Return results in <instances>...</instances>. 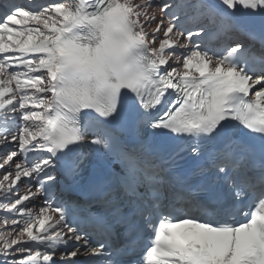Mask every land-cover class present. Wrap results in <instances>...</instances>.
Masks as SVG:
<instances>
[{"label":"snow or ice","instance_id":"obj_1","mask_svg":"<svg viewBox=\"0 0 264 264\" xmlns=\"http://www.w3.org/2000/svg\"><path fill=\"white\" fill-rule=\"evenodd\" d=\"M151 5L0 0V264H264V0Z\"/></svg>","mask_w":264,"mask_h":264},{"label":"bare ground","instance_id":"obj_2","mask_svg":"<svg viewBox=\"0 0 264 264\" xmlns=\"http://www.w3.org/2000/svg\"><path fill=\"white\" fill-rule=\"evenodd\" d=\"M20 2L21 3H29V0H20ZM40 2H42V0H35V3H40ZM137 2H139V0H137ZM160 3H161V0H152V5H151V7L148 8L149 15H151L150 14L151 11H154V12H156L155 14L159 17L160 14H159V9H158L157 5H159ZM154 27H155V23L153 22L151 24L146 25V30L151 32V30ZM188 27L192 28L193 30H195L197 25L196 24H191ZM230 42L232 44H235L236 42H243V39L241 37L237 36V35H232L231 38H230ZM13 134H16V132H13ZM14 148H15V144L13 142H9L7 144L6 148L5 147H0V156H2L4 152H6L8 150H11V149H14ZM2 172H3V169H0V173H2ZM0 179H2V176H0ZM28 180L29 179L27 177L22 178V182H18V192L17 193H12V195L23 194L25 192L26 188L29 187ZM0 199H2V197H0ZM5 202H7V201H5ZM44 205H45V199L40 196V198L35 199L33 201V203L30 205V208L35 213V212H38L39 208L44 206ZM0 216H2V213H0ZM17 219H19V218H17ZM65 258H69V257L66 256Z\"/></svg>","mask_w":264,"mask_h":264},{"label":"rangeland","instance_id":"obj_3","mask_svg":"<svg viewBox=\"0 0 264 264\" xmlns=\"http://www.w3.org/2000/svg\"><path fill=\"white\" fill-rule=\"evenodd\" d=\"M152 12H153V13H156V12H154V11H151V12H150L151 15L153 14ZM148 14H149V13H148Z\"/></svg>","mask_w":264,"mask_h":264}]
</instances>
